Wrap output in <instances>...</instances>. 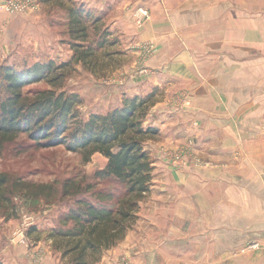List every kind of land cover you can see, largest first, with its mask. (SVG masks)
<instances>
[{"label": "crops", "instance_id": "obj_1", "mask_svg": "<svg viewBox=\"0 0 264 264\" xmlns=\"http://www.w3.org/2000/svg\"><path fill=\"white\" fill-rule=\"evenodd\" d=\"M80 1L156 47L117 103L162 92L144 123L159 131L151 190L98 264H264V0Z\"/></svg>", "mask_w": 264, "mask_h": 264}, {"label": "trees", "instance_id": "obj_2", "mask_svg": "<svg viewBox=\"0 0 264 264\" xmlns=\"http://www.w3.org/2000/svg\"><path fill=\"white\" fill-rule=\"evenodd\" d=\"M40 1L68 5L67 26L74 54L61 64L49 60L25 67L0 66V155L7 145L27 137L37 148L63 146L80 155L84 163L99 154L107 159V165L87 183L85 178L68 179L61 189L54 184L12 179L0 172V211L7 221L17 218L16 196L47 204L58 198L73 200L54 228L32 226L27 237L35 244H49L69 264H98L104 253L120 245L134 228L141 203L151 190L154 167L145 144L159 131L144 123L162 92L155 89L127 98L120 107L93 113L84 120L79 111L81 97L58 90L75 65L82 64L93 74L110 67L111 61L102 58L101 51L116 44L110 43L108 30L99 33L101 17L86 11L84 4L78 6L76 0ZM91 29L99 34L94 44L89 43ZM41 82L50 89L26 91ZM106 181H114L121 188H103Z\"/></svg>", "mask_w": 264, "mask_h": 264}, {"label": "rangeland", "instance_id": "obj_3", "mask_svg": "<svg viewBox=\"0 0 264 264\" xmlns=\"http://www.w3.org/2000/svg\"><path fill=\"white\" fill-rule=\"evenodd\" d=\"M76 3L78 6L84 4L86 11L94 17H101L99 33L108 30L110 43L116 44L113 47L108 45L101 51L102 58L111 61L110 67L96 75L82 64L75 65L68 72L63 87L58 90L78 94L83 100L79 111L82 118L88 120L93 113H107L120 107L117 102L130 79L128 76L132 74L135 79L139 75L145 76L148 61L156 52V47L152 43H130V32L126 31L130 16L118 15L117 9L101 12L80 0H76ZM67 8V4L60 7L57 2L44 4L40 0H0V66L25 67L49 60L59 64L69 62L74 52L67 26ZM147 19L150 16L143 13L138 22L142 24ZM116 21L119 26H114ZM98 40L99 34L91 29L89 43L94 44ZM89 43L87 46H91ZM114 53V56H109ZM48 89L50 87L41 82L29 86L26 91ZM158 137L159 134L149 142L157 141ZM106 165L107 159L99 154L90 163H84L80 155L63 146L37 148L27 137L7 145L0 155V172L12 179L54 184L59 189L68 179L81 181L85 178L87 183L95 172ZM102 187L111 190L121 188L114 181H106ZM14 201L18 207L17 218L7 221L4 212L0 211V263L7 264V260L15 258L14 264H40L47 256L53 264H69L50 245L41 242L34 246L27 232L32 226L40 230L54 228L60 215L68 212L73 200L58 198L52 204H47L42 200L16 196ZM23 250L25 256L21 259ZM32 250L34 252L31 253Z\"/></svg>", "mask_w": 264, "mask_h": 264}, {"label": "built area", "instance_id": "obj_4", "mask_svg": "<svg viewBox=\"0 0 264 264\" xmlns=\"http://www.w3.org/2000/svg\"><path fill=\"white\" fill-rule=\"evenodd\" d=\"M258 245H250L247 249H253L256 248ZM118 264H129L125 259H122Z\"/></svg>", "mask_w": 264, "mask_h": 264}]
</instances>
